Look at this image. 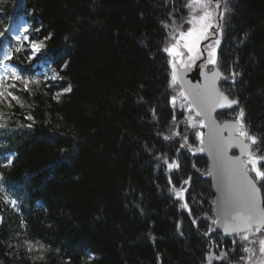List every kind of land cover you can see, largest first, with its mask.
<instances>
[{
	"label": "trees",
	"instance_id": "obj_1",
	"mask_svg": "<svg viewBox=\"0 0 264 264\" xmlns=\"http://www.w3.org/2000/svg\"><path fill=\"white\" fill-rule=\"evenodd\" d=\"M185 3L0 0V31L23 14L45 40L40 58L65 63L59 87L38 79L28 91L10 80L23 106L0 100V264H207L209 252L231 250L216 230L204 235L214 219L206 159L180 146L184 134L168 130L164 24L186 20ZM229 7L221 57L240 75L224 88L264 142V0H229ZM0 40L20 46L5 34ZM26 55L14 52L10 62L37 79ZM165 159L179 169L169 171ZM173 185L187 189L183 199ZM24 240L45 248L29 253Z\"/></svg>",
	"mask_w": 264,
	"mask_h": 264
},
{
	"label": "snow or ice",
	"instance_id": "obj_2",
	"mask_svg": "<svg viewBox=\"0 0 264 264\" xmlns=\"http://www.w3.org/2000/svg\"><path fill=\"white\" fill-rule=\"evenodd\" d=\"M183 7L189 9L190 19L185 21L190 27L187 30H182L183 25L176 26L175 24L169 25L164 24L166 29H170L168 36L172 41L168 46L163 48V51L168 53L172 60V79L170 86L175 87L177 83H181V90L178 94L181 99L180 107L186 109L189 113L187 117V124L193 128L209 127L211 134L209 136V151L208 154L214 158L213 171H208L206 175H215L217 180V190L221 193V197L218 203L217 218L211 221V225L208 226L209 230L204 232L205 236H209L211 232L215 231L212 225L219 226L222 228L223 233L227 235H235L240 238L242 242H248L251 245H259V253L264 256V200L260 197V187L258 184L264 186V142L256 134L250 132L249 125L245 121V110L243 107H238L235 119L227 121L224 124H218L217 121L212 117V113L216 109L232 108L234 105L239 106V100L230 98L224 91H221L218 87V81L223 79L225 81L231 80L235 83L236 76L240 75L235 71H230L228 76H225L218 67V60L216 56V47L220 44V39L216 38L205 45L207 52L206 64L213 65L215 70L210 75L205 74L204 85H192L191 89H185L181 79L177 76V62L183 66L184 52L181 49H186L189 56L188 59L192 60L198 58L203 53L200 49V43L204 40H209L210 36H217L218 33H222V26L217 22V16L222 20L224 15L231 11L229 7V0H187V3ZM172 13H169L171 15ZM163 23V22H162ZM215 28V31L212 29ZM38 30V29H37ZM0 31V37L4 36L5 32ZM24 33L29 31L28 27H23ZM178 33V35H177ZM15 40L18 42L28 41L27 35H22L20 31H17ZM49 37H45L48 39ZM29 46L33 53L39 52L44 47L43 41L31 40ZM22 51V47L18 46L14 49H9L3 53V61H9L13 57V53H19ZM3 64V75H0V100L8 103L11 107V100L16 101L21 107L23 106L20 98L10 88H16L15 83H7L8 80L19 81L23 85L24 90L29 89L30 84L38 85L40 81L38 79H30L27 76L21 74V71L17 65H10L7 63ZM66 66V65H65ZM54 79L60 78L57 73ZM65 92H71V86L64 89ZM60 94H57L56 99L59 98ZM177 96H173L171 103L173 106L176 105ZM154 114V113H153ZM199 117V119H197ZM32 120L33 117L29 115L27 117ZM175 120V117H173ZM211 121L207 124L206 121ZM3 125H0L2 127ZM31 127V124L27 125ZM214 130V132H213ZM228 131L227 137L223 136V132ZM200 140V147L194 149L195 152H204L206 149L204 145V134L197 131L194 133ZM181 133L176 131L173 136H180ZM165 140L172 139L171 136H165ZM184 143L181 147L187 146L189 150H193L191 145L187 144V136L183 137ZM236 147L239 149V155L232 157L228 156V151ZM11 159L8 160V165H11ZM168 170L179 169L180 165L178 161L168 162L164 160ZM2 179V176H0ZM190 179L183 181V184H189ZM171 183V177H169ZM172 191L177 199H183L186 188L181 186L177 189L175 185L172 187ZM0 192H5L2 184H0ZM5 204L10 205L13 209H17V201L11 199L7 194L2 197ZM182 208L189 209L187 201L182 205ZM0 222H3V216L0 215ZM195 224L196 221L193 220ZM257 237V238H252ZM154 240L155 237H152ZM235 244L236 240H232ZM23 244L26 246L27 252H32L35 248L37 251L44 249L45 246L39 241L24 240ZM9 248L13 245L9 244ZM16 249L19 250L20 244L15 245ZM216 247H220L219 244ZM243 251L250 255L245 258L240 256L237 264L240 261L251 262L252 257L256 254L252 247L241 244ZM235 251V249H233ZM93 258L90 256V259ZM43 259V257H41ZM228 260V253L220 251L217 255L215 252H209L207 254V264H213V260ZM260 264H264V259L260 261Z\"/></svg>",
	"mask_w": 264,
	"mask_h": 264
},
{
	"label": "water",
	"instance_id": "obj_3",
	"mask_svg": "<svg viewBox=\"0 0 264 264\" xmlns=\"http://www.w3.org/2000/svg\"><path fill=\"white\" fill-rule=\"evenodd\" d=\"M176 71H177V76L181 79L182 83H183V86L185 89H191V86L192 85H204L205 84V73L203 71H200V72H191L190 70H180L179 68H176ZM222 79H220L218 81V87H219V82L221 81ZM229 108H223V109H216L213 113H212V117L217 121L218 124H220V122L216 119V112L220 111V110H227ZM227 122V121H225ZM224 122V123H225ZM207 124H210L211 121H206ZM223 123V124H224ZM214 132V130H213ZM213 134L212 132H210V128L209 127H206V133H205V136L203 137L204 139V147H205V151L203 152L205 157L207 158L208 160V163H209V168H208V171H213L215 173V168H214V158L213 156H210L208 154V151H209V136ZM229 135L228 131H224L223 132V136L224 137H227ZM233 151H236L238 153V155L240 154L239 153V149L236 148V147H232L229 151H228V156H232L231 153ZM232 157H235V156H232ZM211 179H212V182H213V189L215 191V194H216V200H215V214H216V217H217V212H218V203H219V200H220V197H221V193L217 190V180H216V177L215 175L213 176H210ZM260 197L261 199L263 200L262 198V195H261V191H260ZM217 227V230L221 233H223V230L221 227L219 226H216ZM226 237H232V236H235V235H227L225 233H223Z\"/></svg>",
	"mask_w": 264,
	"mask_h": 264
},
{
	"label": "rangeland",
	"instance_id": "obj_4",
	"mask_svg": "<svg viewBox=\"0 0 264 264\" xmlns=\"http://www.w3.org/2000/svg\"><path fill=\"white\" fill-rule=\"evenodd\" d=\"M202 42H203V41H201V43H200V47L202 46V45H201ZM181 51H183L185 54H184V57L179 58V59H182L184 63H185V62H189L190 60L188 59L189 54H188L187 50L182 48ZM170 57H171V56H170ZM171 59H172V57H171ZM178 62H179V61H178ZM177 97H178V96H177ZM177 100H180V98L178 97Z\"/></svg>",
	"mask_w": 264,
	"mask_h": 264
},
{
	"label": "bare ground",
	"instance_id": "obj_5",
	"mask_svg": "<svg viewBox=\"0 0 264 264\" xmlns=\"http://www.w3.org/2000/svg\"><path fill=\"white\" fill-rule=\"evenodd\" d=\"M164 47H165V44H164L163 48H164ZM166 76H167V77L169 76L168 72H166Z\"/></svg>",
	"mask_w": 264,
	"mask_h": 264
}]
</instances>
